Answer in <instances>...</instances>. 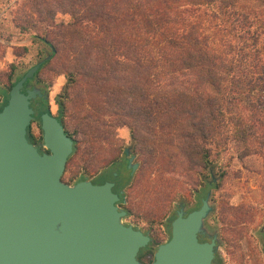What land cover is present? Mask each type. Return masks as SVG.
<instances>
[{
	"label": "trees",
	"instance_id": "trees-1",
	"mask_svg": "<svg viewBox=\"0 0 264 264\" xmlns=\"http://www.w3.org/2000/svg\"><path fill=\"white\" fill-rule=\"evenodd\" d=\"M20 6L26 15L14 21L20 31L32 21L49 27L41 39L62 61L65 97L72 95L80 111L76 124L55 98V118L72 141L67 159L79 147L77 126L88 149L99 147L106 117L110 131L127 126L139 150L166 157L165 165L186 167L194 156L207 168L212 148L233 141L245 152L258 146L256 130L264 137V0H22ZM56 13L69 19L54 22ZM22 73L0 86V103ZM42 96L34 98L31 118L38 123L41 112H50ZM25 137L35 144L29 126Z\"/></svg>",
	"mask_w": 264,
	"mask_h": 264
},
{
	"label": "water",
	"instance_id": "water-1",
	"mask_svg": "<svg viewBox=\"0 0 264 264\" xmlns=\"http://www.w3.org/2000/svg\"><path fill=\"white\" fill-rule=\"evenodd\" d=\"M50 57L27 68L0 103V264H144L136 253L149 238L122 224L113 183L62 181L72 141L55 116L39 114L40 150L25 137L34 112L30 100L42 93L23 84ZM208 196L188 212L178 203L170 236L156 245L149 264H213L215 234L204 225Z\"/></svg>",
	"mask_w": 264,
	"mask_h": 264
},
{
	"label": "rangeland",
	"instance_id": "rangeland-1",
	"mask_svg": "<svg viewBox=\"0 0 264 264\" xmlns=\"http://www.w3.org/2000/svg\"><path fill=\"white\" fill-rule=\"evenodd\" d=\"M21 1L0 0V86L5 85L11 72L12 79L50 54L49 46L41 39L49 29L46 24L32 21L26 31H20L14 25V21L23 22L26 18ZM16 14L19 17L15 18ZM68 19L66 14L54 15V22ZM61 63L60 58L51 55L49 63L37 73L38 81L31 79L28 86L44 87L49 111L54 116L57 112L55 98L64 101L66 112L77 124L80 123L77 117L80 111L72 95L65 97L67 79ZM111 119L105 118L103 138L96 149L87 148L86 135L77 126L79 147L67 159L62 181L72 184L78 177H83L93 184L111 179L121 185L129 176L126 165L114 164L105 171L102 167L106 158L117 154L113 150L115 146H134L138 168L123 187L130 208V216L124 219L125 222L134 221L142 230L148 229L155 241H161L168 233L167 223L173 217L175 206L182 202L184 210L194 208L209 191L211 210L204 225L209 234L218 237L216 250L222 263L264 264V248L259 249L257 244L259 233L264 232V137L259 136V131H255L254 139L258 146L249 151H240L233 141L226 147L212 148L208 157L211 167L207 171L198 166L194 156L190 157L186 167L177 163L163 164L166 157L139 150L127 126L117 125L110 131L108 121ZM29 132L35 137V143H41L36 119L30 121ZM247 141L251 142L250 138ZM115 176H119L118 179ZM209 176L214 177L215 185H209L212 182L207 181ZM141 260L147 261L148 256L142 255Z\"/></svg>",
	"mask_w": 264,
	"mask_h": 264
},
{
	"label": "flooded vegetation",
	"instance_id": "flooded-vegetation-1",
	"mask_svg": "<svg viewBox=\"0 0 264 264\" xmlns=\"http://www.w3.org/2000/svg\"><path fill=\"white\" fill-rule=\"evenodd\" d=\"M49 53H50V51H49ZM33 86H35V85H33ZM33 86H30V87H33ZM26 87H29V86L27 85ZM35 103L36 102H35L34 99L30 100L29 107L33 109L34 105H36ZM40 138H41V133H40ZM33 145L35 147H37L38 150H40V143H35ZM125 148H128V154L127 155H124V149ZM113 150H115L117 152V154H113V156L105 159V163H104V165L102 167V171L107 170L108 166H111V165H114V164L118 165V164H122L123 163V167H124V165H126V169L129 172V176L127 177V180H128L129 178H131L133 176L135 170L138 168V162L136 161V152L134 150V146H131V147L123 146L121 148L120 147L116 148V146H115L113 148ZM130 155H133V159H132L131 163L135 164L134 168L132 170H131L130 167H128V164H127V158ZM210 167H211V165L207 166V168H206L207 171L209 170ZM115 177H116L115 179H118L119 176H115ZM89 181L91 182V180H89ZM104 181H110V182L113 183V185L111 187V191L114 192L116 194V196H117V200L114 202V205L116 206V209L118 211L119 210L124 211V215L121 217L122 224L125 225V226H130L132 229L140 231L142 234L147 235V237L149 238L148 243L145 246L140 247L138 249L137 253H136V258L138 260H140L144 264H149V262L152 259V255H153V252L155 250L156 245L165 242L170 236L171 220L175 217V213L178 210V204L173 209V217H172V219L170 221H168V223H167L169 230H168V233H167L165 239H163L161 241H155L148 229L147 230H142L140 227L135 225L134 221H131V220L130 221L128 220L126 222L124 221V219H127L130 216V211H129L130 208H129V206H127V201H126V198H125V191L123 189V187L126 184V181L123 184L120 183L121 185H118L119 184L118 181L111 180V179H105V180L101 181V183L104 182ZM207 181H211V176H209V179ZM215 181L216 180L214 179L210 184L215 185ZM180 203L183 205L182 202H180ZM199 205L195 206L194 208H191V209H188V210H184V212H188V211H190L192 209H196V208H198ZM259 236L260 237H259V241H258L257 244L259 246V249H262V248H264V232L259 233ZM199 238H201L202 240H208L207 238L201 237V236H199ZM217 238H218L217 235H215V241H216ZM216 247H217V242H216ZM142 255H145V256L147 255L148 256V260L147 261H142L141 260V256ZM212 263L213 264H223L221 256L218 254L216 248H215V250H214V252L212 254Z\"/></svg>",
	"mask_w": 264,
	"mask_h": 264
}]
</instances>
